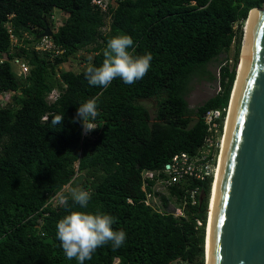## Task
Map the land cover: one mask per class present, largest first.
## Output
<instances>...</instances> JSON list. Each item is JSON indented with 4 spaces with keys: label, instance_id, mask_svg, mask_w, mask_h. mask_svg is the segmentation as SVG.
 Returning a JSON list of instances; mask_svg holds the SVG:
<instances>
[{
    "label": "trees",
    "instance_id": "trees-1",
    "mask_svg": "<svg viewBox=\"0 0 264 264\" xmlns=\"http://www.w3.org/2000/svg\"><path fill=\"white\" fill-rule=\"evenodd\" d=\"M263 2L114 0L109 29L102 31L103 15L91 0H0V57L10 49L5 22H11L19 39L29 31L35 41L46 25L54 27L55 8L67 14L51 36L62 53L36 51L24 39L25 46L16 49L30 65L26 77L17 76L8 60L0 62V92L13 98L0 105V264H77L65 256L56 224L70 211L97 209L113 216V229L125 231L127 239L118 250L110 244L98 248L85 264H204L212 179L193 183L200 187L198 201L187 203L186 218L178 219L144 204L141 171L200 147L206 134L203 114L229 105L242 26L250 9ZM234 22L239 23L236 30ZM124 34L134 42L130 53L152 54L148 73L131 85L120 78L106 89L90 85L86 68L100 66L107 41ZM232 45V63L225 58L217 78L208 66ZM77 51L89 54L81 56L84 66L56 74V67ZM194 79L217 80L220 90L190 108L187 96ZM53 88L59 96L49 103ZM91 98H97L98 128L84 134L71 118ZM150 98L157 104L153 116L140 103ZM56 115L64 121L53 130L50 121ZM76 173L85 175L78 187L90 193L88 208L70 199L68 206L54 205L51 198L67 184L73 188ZM170 194L178 200L186 195L178 187H171Z\"/></svg>",
    "mask_w": 264,
    "mask_h": 264
},
{
    "label": "water",
    "instance_id": "water-1",
    "mask_svg": "<svg viewBox=\"0 0 264 264\" xmlns=\"http://www.w3.org/2000/svg\"><path fill=\"white\" fill-rule=\"evenodd\" d=\"M53 33L46 25L36 37ZM243 38L210 209L208 264H264V2L250 9Z\"/></svg>",
    "mask_w": 264,
    "mask_h": 264
},
{
    "label": "built area",
    "instance_id": "built-area-1",
    "mask_svg": "<svg viewBox=\"0 0 264 264\" xmlns=\"http://www.w3.org/2000/svg\"><path fill=\"white\" fill-rule=\"evenodd\" d=\"M114 0H91V5L100 11L103 15L104 24L101 27L102 31L109 29V24L112 19L111 4ZM10 17V16H9ZM244 22L242 28L245 30ZM238 22L233 23V30L238 28ZM5 27L9 34L10 49L0 57V62L8 60L13 71L19 77H26L30 71V65L26 59L17 54L16 47L25 46L23 40L31 41L28 47L36 51H48L52 54H59L63 49L55 45L51 36H43L38 40L33 41L32 34L29 31L23 33V37L19 39L13 30L10 21L5 22ZM7 54L11 55L8 58ZM220 90V86L217 91ZM10 93L0 92V102H3L4 97H9ZM59 96L57 88L51 89L46 100L51 103ZM229 105L227 107L209 108L203 114V122L205 124L206 134L200 147L194 152H178L173 154L168 161L162 166L152 169H143L141 171V190L143 192V202L153 210L161 213H170L175 218H186V205L196 204L200 195V187L194 185L195 181H204L215 176L218 166V158L220 154L221 144L224 135L226 116ZM77 174V173H76ZM75 174V175H76ZM212 184V182H211ZM171 187H178L183 190L184 195L181 200L177 196L170 194ZM130 201V199H128ZM166 202V203H165ZM209 209H207V221L209 218ZM197 226H202V220L196 219ZM206 233V228H205Z\"/></svg>",
    "mask_w": 264,
    "mask_h": 264
},
{
    "label": "clouds",
    "instance_id": "clouds-1",
    "mask_svg": "<svg viewBox=\"0 0 264 264\" xmlns=\"http://www.w3.org/2000/svg\"><path fill=\"white\" fill-rule=\"evenodd\" d=\"M133 43L127 34L110 38L103 50L102 64L89 65L85 70L88 83L106 89L116 78L128 85L142 79L151 67L153 56L150 52L133 55L128 51ZM98 115L97 98H91L79 104L71 122H79L83 133L88 134L98 128L94 123ZM63 121L64 116H54L50 121L52 129H60ZM69 199L73 205L87 209L91 196L86 190L72 188L68 195L61 196V203L68 206ZM114 223L113 216L99 209L95 212L73 210L57 222L56 238L69 260L75 259L77 264H85V261L92 259L98 248L110 244L113 250H118L125 244L126 232L114 230Z\"/></svg>",
    "mask_w": 264,
    "mask_h": 264
},
{
    "label": "rangeland",
    "instance_id": "rangeland-1",
    "mask_svg": "<svg viewBox=\"0 0 264 264\" xmlns=\"http://www.w3.org/2000/svg\"><path fill=\"white\" fill-rule=\"evenodd\" d=\"M66 15L67 14L65 12L60 11L57 8H55L53 10L54 27L52 29L54 31L63 22V20L65 19ZM241 46H242V42L240 43V51H241ZM234 49H235V46L232 45L227 53L220 54L218 56L217 60L213 61L208 66V69L215 76H217V78H218V74H219L220 65L225 62V58H227L229 64L232 63ZM85 54H87V53H84V51H77L74 55L69 57L68 61H66V62H64L62 64H59L56 67V69H55L56 74L61 72V71H63V70H68V69L79 70L80 68H82L84 66V63L81 60V56H83ZM87 55H89V54H87ZM239 56H240V53H239ZM239 56H238V59H239ZM240 59H239V63H240ZM221 62H223V63H221ZM237 62H238V60H237ZM218 88H219V83H218L217 80L210 81L208 79H201V80L194 79L193 82H192V89H191V91L189 92V94L187 96V101H188L189 107L190 108H195L197 105H199L203 101H205L208 97H210L213 94H215V92H217ZM3 99H5V100L3 102H0V105H4L8 101H13V98L10 97V95H9V97H7V98L4 97ZM140 103H142L143 105H145L148 108L151 116H153L155 114L156 105H157L155 98L144 99V100H141ZM213 186H214V181H213L212 187ZM73 188H79V187L78 186H74ZM71 189H72V187H70L69 184L63 186V188L61 190H59L51 198L53 204L57 205L58 203H60L61 202V196L64 195V193L69 194ZM210 193H211V190H210ZM209 199L211 201L212 194H211V198L209 196ZM208 209H209V212H210L209 204H208ZM206 230H207V227H206ZM171 264H186V262H184L182 260H176V261H173ZM204 264H205V252H204Z\"/></svg>",
    "mask_w": 264,
    "mask_h": 264
},
{
    "label": "bare ground",
    "instance_id": "bare-ground-1",
    "mask_svg": "<svg viewBox=\"0 0 264 264\" xmlns=\"http://www.w3.org/2000/svg\"><path fill=\"white\" fill-rule=\"evenodd\" d=\"M243 42H244V38H243ZM243 42H242L241 50L243 49ZM241 55H242V51H241ZM240 58H241V56H240ZM240 64H241V59H240V63L238 64L239 65L238 66V72H239ZM238 72H237V75H238ZM218 161H219V158H218ZM216 174H217V168H216L215 176H214V179H213L214 185H215V180H216ZM212 185H213V183H212ZM213 191H214V186L212 187V191H211L212 197H213ZM211 203H212V199H211L210 204H209L210 209H211ZM209 216H210V212H209ZM208 228H209V218H208V224H207V230H206V246H205V248H206V252H205L206 262H205V264H208V243H207V240H208Z\"/></svg>",
    "mask_w": 264,
    "mask_h": 264
}]
</instances>
